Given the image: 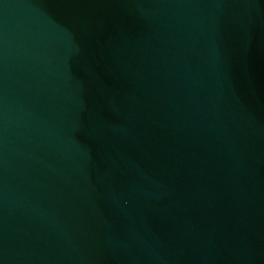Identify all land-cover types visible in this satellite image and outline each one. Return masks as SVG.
<instances>
[{
	"label": "water",
	"instance_id": "water-1",
	"mask_svg": "<svg viewBox=\"0 0 264 264\" xmlns=\"http://www.w3.org/2000/svg\"><path fill=\"white\" fill-rule=\"evenodd\" d=\"M264 63V0H0V264H134Z\"/></svg>",
	"mask_w": 264,
	"mask_h": 264
}]
</instances>
